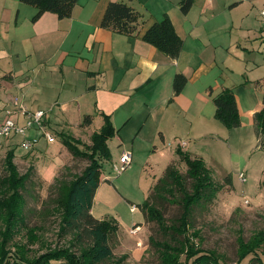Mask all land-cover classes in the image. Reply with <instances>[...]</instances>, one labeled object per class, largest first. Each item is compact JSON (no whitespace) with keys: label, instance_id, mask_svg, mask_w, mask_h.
Returning a JSON list of instances; mask_svg holds the SVG:
<instances>
[{"label":"crops","instance_id":"crops-1","mask_svg":"<svg viewBox=\"0 0 264 264\" xmlns=\"http://www.w3.org/2000/svg\"><path fill=\"white\" fill-rule=\"evenodd\" d=\"M120 1L78 0L71 18L47 12L33 21L35 7L21 0H0V125L11 117L25 126L28 114L44 110L47 131L56 137L73 124H83L86 116L92 117V125L99 123L100 131L107 116L116 131L115 140L123 146L121 154L130 146L132 164L143 157L150 163L151 150L157 159L165 151L176 153L179 138L189 140L181 147L184 152L202 158L195 146L222 131L215 124L219 121L214 98L229 88L237 100L239 128L245 118L254 127L264 102L255 97L245 104V90L258 82L245 74L250 71L245 67V43L256 36H245V19L251 14L245 15L240 8L256 0H194L188 14L181 11L182 0H134L129 5L143 18L133 36L101 26L108 5ZM165 16L184 41L176 60L143 39ZM239 21L244 25L232 35ZM259 38H264L262 33ZM177 74L188 82L175 96ZM16 137L19 148L25 140L35 138L40 143L44 138L36 127L26 137ZM193 140L195 145L189 147Z\"/></svg>","mask_w":264,"mask_h":264},{"label":"rangeland","instance_id":"rangeland-1","mask_svg":"<svg viewBox=\"0 0 264 264\" xmlns=\"http://www.w3.org/2000/svg\"><path fill=\"white\" fill-rule=\"evenodd\" d=\"M240 9L244 10L245 15L251 14L250 18L245 19V36H256V39L245 43L248 45L245 50V67L247 64L250 70L245 74L258 80L253 81L249 89L245 90V104L255 100V97L258 102H264V38H259L261 33L264 36L260 14L264 10V0H256L254 5L245 3ZM236 17L239 16L234 15V19ZM240 21L235 28L232 27V35L244 25V21ZM253 23L256 25L251 26ZM247 79L248 76L245 81ZM2 120L0 113V122ZM215 124L222 131H216L215 138L200 140L195 149L209 163L215 180L223 187L211 204L197 212V229L201 230L204 240L202 247L215 251L221 257L222 264H252L255 258L253 254L239 261L238 240H249L255 233L264 230V150L258 148L255 126L246 118L241 128L228 129L220 122ZM98 127L99 123L96 122L91 126L73 124L67 133L55 137L56 142L47 144L41 138L38 149L34 147L30 151L19 148V137L14 139L0 136V177L6 175V154L13 148L16 149L15 165L18 172L20 175L28 174V180L21 190L24 206L21 220L15 226L17 232L14 242L26 246L30 259L74 245L72 236L62 232L65 213L60 204L61 192L62 187H69L83 174L90 162L75 156L63 140L68 138L81 151H88L93 133L99 132ZM186 139L179 138L180 141ZM169 143L171 149L175 147L172 141ZM108 145L111 159L101 160L103 183L97 197L100 203L95 201L93 214L101 220L114 219L119 232L111 237L114 256L104 264H162L160 251L151 244L152 236L159 240H162V236H158L155 222L145 220L139 206L146 202L150 188L158 182L169 165L183 174L187 167L176 153L165 151L162 158L157 159L156 153L151 150L150 163V159L144 161L141 154V161L136 160L130 168L118 175L113 171V164L119 159L123 146L114 137L109 139ZM194 145V140L189 143V147ZM129 147L127 145L124 149L132 152ZM240 173H244L247 179L245 183L240 180ZM228 175L232 177V184L225 182ZM102 195L104 200L101 199ZM246 200L249 204L245 203ZM160 205L164 207L167 220L180 214L178 203L166 202ZM133 206L137 207V211H132ZM135 226L141 229L132 234L131 230ZM31 234L36 238L31 239ZM10 248H13L12 244ZM256 255L264 262V247ZM181 261L184 262L185 257Z\"/></svg>","mask_w":264,"mask_h":264},{"label":"trees","instance_id":"trees-1","mask_svg":"<svg viewBox=\"0 0 264 264\" xmlns=\"http://www.w3.org/2000/svg\"><path fill=\"white\" fill-rule=\"evenodd\" d=\"M24 4L35 7L38 12L33 21L43 14H56L60 19L71 18L78 0H21ZM121 0L111 2L104 14L101 26L127 36H133L142 24L143 16L129 2ZM194 0H182L181 11L188 14ZM144 41L156 47L171 59L181 55L184 41L177 34L168 16L152 25L143 37ZM187 78L177 74L174 79V95L181 94L187 85ZM216 108L215 119L228 129L241 126V117L234 92L226 88L214 98ZM99 132H94L92 145L88 151H81L68 138L63 143L78 157L89 160L90 165L69 187H62L61 203L65 216L62 232L72 236L74 245L67 248L54 249L30 259L25 245L14 242L16 223L21 220L24 188L28 174L20 175L15 165L16 149L7 152L5 158L6 175L0 177V264H104L113 258L111 237L119 232L114 219L100 220L93 216L92 209L97 190L102 184L101 160H110L109 139L115 136V129L107 116ZM83 124L92 125V117L86 116ZM258 148L264 150V109L256 113L254 118ZM68 141V142H67ZM78 143V142H77ZM80 143V142H79ZM176 154L187 167L185 174L174 166H168L162 177L149 191L146 202L140 205L145 220L155 222L158 236L162 240L151 237V244L160 251L162 264H222L221 257L213 250L202 247L204 241L201 230L197 229V212L204 210L216 198L223 185L214 178V171L202 158H193L181 147ZM232 184V177L225 178ZM154 193V194H153ZM152 199L154 201H152ZM178 203L180 214L167 220L164 207L160 204ZM31 239L36 236L30 235ZM239 261L249 255H255L252 264H264L256 254L264 247V230L255 233L249 240L239 238ZM12 244V249L10 248ZM77 246H76V245ZM78 248L77 251L73 248ZM185 257V261L181 259ZM11 259H13L12 262Z\"/></svg>","mask_w":264,"mask_h":264},{"label":"built area","instance_id":"built-area-1","mask_svg":"<svg viewBox=\"0 0 264 264\" xmlns=\"http://www.w3.org/2000/svg\"><path fill=\"white\" fill-rule=\"evenodd\" d=\"M262 17V26L264 29V10L260 13ZM11 115V113H10ZM47 118V112L44 110H38L32 114L27 115V121L25 126H20L18 125L13 118H8L6 119L2 125H0V136L4 138H11L13 136H22L26 137L27 131L31 128L36 127V130H38L42 136L47 140L48 143H53L56 142L55 136H53L51 133L47 131V126L45 124V120ZM38 143L37 139H31V140H25L22 142V147L25 150H31L33 149ZM180 147H185L186 142H181ZM132 165V153L129 151H124L118 162L113 164V171L116 172L118 175H121L124 173L128 168H130ZM240 180L245 183L246 182V177L244 173H240L239 175ZM246 204H249V201H245ZM132 211H137V207L133 206ZM141 229L138 226H135L132 230L131 233L135 234L136 232Z\"/></svg>","mask_w":264,"mask_h":264}]
</instances>
